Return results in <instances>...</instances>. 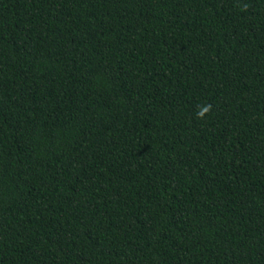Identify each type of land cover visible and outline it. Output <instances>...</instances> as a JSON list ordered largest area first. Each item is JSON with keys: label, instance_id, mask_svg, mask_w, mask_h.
Returning a JSON list of instances; mask_svg holds the SVG:
<instances>
[{"label": "trees", "instance_id": "16d2710c", "mask_svg": "<svg viewBox=\"0 0 264 264\" xmlns=\"http://www.w3.org/2000/svg\"><path fill=\"white\" fill-rule=\"evenodd\" d=\"M0 264H264V0H0Z\"/></svg>", "mask_w": 264, "mask_h": 264}]
</instances>
